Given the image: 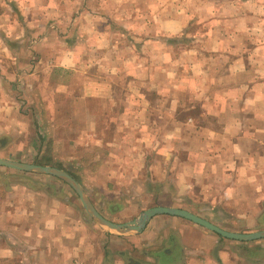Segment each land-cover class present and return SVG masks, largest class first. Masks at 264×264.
I'll use <instances>...</instances> for the list:
<instances>
[{"label": "crops", "instance_id": "0c3cea01", "mask_svg": "<svg viewBox=\"0 0 264 264\" xmlns=\"http://www.w3.org/2000/svg\"><path fill=\"white\" fill-rule=\"evenodd\" d=\"M20 1L26 16L16 17L11 2L0 24V74L13 83L0 78V159L63 170L83 168L91 150L81 173L88 186L73 179L111 223H130L150 205L264 229L258 0L211 5L198 36L188 33L186 11L160 0L136 7L135 22L122 1L102 19L81 7L70 43L44 38L62 15L56 6ZM229 7L235 15L216 17ZM32 30L44 37L32 41ZM19 91L43 104L24 103ZM67 187L0 167V264H264V240H226L179 218L155 216L140 233L117 234L90 219Z\"/></svg>", "mask_w": 264, "mask_h": 264}, {"label": "rangeland", "instance_id": "374dc122", "mask_svg": "<svg viewBox=\"0 0 264 264\" xmlns=\"http://www.w3.org/2000/svg\"><path fill=\"white\" fill-rule=\"evenodd\" d=\"M30 1L33 4L34 0H25L24 3H27L29 5ZM121 1L123 2V6L125 4L129 6V13H128L129 15L127 16L128 18L130 17L129 21L130 22H135V18L136 17L134 15V13H135L134 10H135L136 7L140 8L142 5H144L143 3L146 2V0H51V2H50V0H45L44 1L45 4L47 3V5H48V4L51 3L52 7L56 6L57 7V11L60 14H62V15L59 16L60 18L57 20L58 24L56 23V21L53 20L55 17H52L53 19L47 25L48 28L50 29V31L51 30L53 31V32H50L52 35H47V36L44 37L43 35L36 34L35 31L32 30L31 34L28 35V37L32 41L37 39V38L39 39L40 37H44L45 39H50V40L57 39V41H59V40L66 41L67 40L68 43H70L69 41L74 40V37H75L74 32L77 31V30L79 31V25L77 27L75 26L76 30H74V28H73V26L77 24V19L76 18L79 17V16L75 15V13H74L77 8L91 7V8H93L96 11L99 12V17H100V19H102L104 17L106 18V16L103 13V12H105L104 9H106V13L107 14L112 11V14L116 15V12H114V10L120 6V4H121L120 2ZM227 1H229V0H160L159 1V6H161V8H165V7L171 6L173 4V6L176 8L177 12L186 11L187 12L186 13L187 16L189 18H191V23L193 24L192 30L188 31V33L198 36L199 35L198 33H202V32L207 30V26L202 28L201 25L204 24L205 22H207L208 19H210V20L212 19L210 17L213 16V14H211V12L209 11V9L211 8V5L218 6V9H219L220 5L222 3H226ZM258 1H259V3L257 4V6L261 10L264 11V0H258ZM11 2L13 4V8H16V10H17L16 15H15L16 17H18V16H26L25 14L27 13V10H25V8H23V6H21V4H20L21 1L20 0H0V24L3 23L2 21H4L5 17H2V15L5 12H8L7 8L10 5ZM35 2H37V0ZM42 3H43V1H42ZM168 3H170L171 5H168ZM21 7L23 9H21ZM229 8H230L229 9L230 13H228L226 11V14H225L226 16H223V15H219V16L215 15V16L217 18H219V19H222L223 17H230L231 18V16L235 15V13L233 12V9L231 7H229ZM20 13H21V15H20ZM22 13H23V15H22ZM181 16H183V15H181ZM118 17L119 16H117L116 19L118 20V22H120ZM140 17L142 19H145V20L150 18V16H140ZM108 18L109 17H107V19ZM262 18H264V16H259L258 19H261L263 21ZM75 19H76V21H75ZM183 20H185V16L183 17ZM83 23L85 24V27H86L87 24L84 21H83ZM80 29H84V28L81 27ZM116 31H117V33H120V29L118 27H117ZM19 36H21V33H19ZM1 37L2 36L0 35V38ZM179 42H180V40H179ZM1 53H2V51H1ZM0 73H2V69H0ZM1 76L4 78L2 80H4L5 85H7V83H8V85L5 86V87L6 88H10V85L13 84V83H10V81H12V79L10 80V78H8V76L5 75V74L4 75L0 74V78H1ZM47 79L49 80V77H47ZM49 81H47L46 83H48ZM1 82H2V84H4L3 81H1V79H0V84H1ZM18 94H20L19 96L22 97L21 96L22 95L21 91H19ZM46 98H48V97L47 96L43 97L44 101H45ZM23 99L25 100L24 103H26V104H28V103L31 104L32 103V99H33V105H34L36 96H33V95L30 94V95H28L27 97H25ZM37 99H36V103H35L36 105L41 103V102L37 103ZM57 101H58L57 103H59V104H64L65 99H64L63 96H60L57 99ZM53 102L56 104V99L55 98H54ZM41 104H43V102ZM36 105H34L35 108H36ZM38 108L39 107L37 105L36 109H38ZM29 109L31 110V107H28V110ZM22 110L23 109L21 107V111ZM25 113L28 114V112H26V111H25ZM35 116H38V120H39V116H40L39 111L36 113ZM87 138H88L87 136L84 137V139H83L84 143L88 142ZM89 154L90 155L92 154L91 150H89V152H87V154H85V157L80 160V163L83 162V164H81V167H83V168H80V166L79 167H75L74 164L73 165H67L66 164L64 167L61 166L62 169H63L61 171H64L65 173H67L72 179H73V176L76 177V178L78 177V179L80 181H81V178H82L81 182L85 183V184H83V185H85V187H87L88 184H87V182H86V180L84 178V174H81V173L85 172V170H86V169H84V167H87V164L89 162ZM150 161L151 160H147L145 166L146 165H150ZM160 164L162 165V161H160ZM149 167H147V170H148ZM94 169H96V167ZM58 170H60V169H58ZM149 173H147L145 175H147V177L151 176L152 174L150 175ZM133 183H135V182H133ZM94 186H95V184L89 183V187L90 188H93ZM67 188L71 191L72 198L74 200H78V197L73 192V190L70 187H67ZM157 207L158 206H150V205H148L147 207L143 206L142 209L139 208V210H137L136 213H134L135 215L132 218H134V219L136 218L137 219L139 217L138 216L139 214H142L143 212H145V211H147L149 209L157 208ZM196 211H197L198 214H194L192 212H189V213H191V214H193L195 216H198V217L208 221L207 220V216H205V213L199 212L198 209H196ZM209 223L213 224L214 226H216V227H218V228H220V229H222V230H224L226 232L236 233V234H250V233H254V232L264 231V229H261L259 227L256 228V229H252V230L248 229L247 230V229H245L246 224L243 225V224L231 223V222L220 223V222H216V221H212V222H209ZM114 224H126V223L125 222H123V223L122 222H120V223L115 222Z\"/></svg>", "mask_w": 264, "mask_h": 264}, {"label": "water", "instance_id": "95a60500", "mask_svg": "<svg viewBox=\"0 0 264 264\" xmlns=\"http://www.w3.org/2000/svg\"><path fill=\"white\" fill-rule=\"evenodd\" d=\"M0 167L16 172L47 175L62 180L76 194V196L81 202L84 211L90 219H92L99 226L117 234L140 233L145 228L147 222L153 217L169 216L188 221L226 240L241 243H249L258 240H264V231L254 232L250 234H236L226 232L198 216H195L187 211L174 208H152L143 212L136 220L130 223L114 224L105 220L93 209V207L89 204L88 200L86 199L85 194L79 184L64 171L50 167H40L32 164L17 163L4 159H0Z\"/></svg>", "mask_w": 264, "mask_h": 264}, {"label": "built area", "instance_id": "2783aa9c", "mask_svg": "<svg viewBox=\"0 0 264 264\" xmlns=\"http://www.w3.org/2000/svg\"><path fill=\"white\" fill-rule=\"evenodd\" d=\"M73 264H80V263H78V262L75 261V262H73Z\"/></svg>", "mask_w": 264, "mask_h": 264}]
</instances>
